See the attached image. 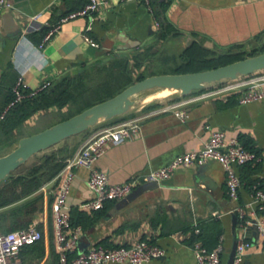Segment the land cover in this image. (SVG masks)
<instances>
[{
  "label": "crops",
  "instance_id": "obj_1",
  "mask_svg": "<svg viewBox=\"0 0 264 264\" xmlns=\"http://www.w3.org/2000/svg\"><path fill=\"white\" fill-rule=\"evenodd\" d=\"M8 1L12 7L0 11V108L20 74L26 87L34 89L43 79L54 82L102 56L114 54L125 57L128 68L139 75L149 65L146 53L152 54L158 44L153 29L155 21L160 25L166 20L184 48L193 41H203L199 43L213 51L237 53L240 52L237 46L256 39L261 42L252 49L264 45V0H151V10L138 0H101L91 21L78 17L61 22L39 50L36 44L42 34L25 33L30 18L36 16L40 28L48 30L67 14L79 10L86 0ZM161 4L165 5L163 11ZM88 24L87 34L99 48L84 39ZM7 36L17 42L4 44ZM201 91L186 96L178 94L166 102H147L120 115L122 121L142 116L139 130L130 139L108 145L93 168L106 172L111 183L127 182L168 164L178 154L200 150L209 135L204 128L208 124L223 130L227 139L237 138L246 149L263 155L261 164L235 168L241 179L238 199L234 201L227 196L222 166L208 161L203 165L179 166L169 178L134 199L126 203L107 200L101 210L92 211L83 207L92 198L86 185L90 169L76 167L67 208L72 227H81L82 236L69 258L93 245L129 246L144 239L162 247L165 255L143 264H195L193 242L199 241L211 249L221 240L224 264L234 240L244 236L250 246L242 264H264L258 233L251 229L246 235L238 222L232 227L235 208L250 200L253 187L250 182L260 181L264 187V99L241 104L235 93L200 97ZM185 100L183 107L188 111L185 121L171 111H157L168 102ZM54 118L55 123L49 122L50 125L35 132L60 122L56 106L33 113L19 127L0 128V156L16 146L14 139L34 134L28 132L40 122ZM114 119L100 122L97 129L119 122ZM81 133L34 154L15 170L14 176H24L39 165L40 153L46 157L42 162L44 168L24 179L37 185L30 186L21 199L0 208V215H4L0 218L1 230L36 223L43 233L40 242L20 250L22 264H59L53 239L52 204L65 162L87 139ZM258 215L264 219V213ZM195 225L199 228L198 235L193 234Z\"/></svg>",
  "mask_w": 264,
  "mask_h": 264
},
{
  "label": "built area",
  "instance_id": "obj_2",
  "mask_svg": "<svg viewBox=\"0 0 264 264\" xmlns=\"http://www.w3.org/2000/svg\"><path fill=\"white\" fill-rule=\"evenodd\" d=\"M138 1L151 10V0ZM100 3L101 0H87L82 8L67 14L56 24L51 25L41 41L36 44L37 49H41L49 41L61 22L78 17H87L91 21L92 15L99 9ZM11 7L12 4L8 0H0V11ZM159 27V22L155 21L153 29L158 31ZM39 28L37 17L33 16L30 18L25 33L29 34ZM89 29L90 25L88 24L84 33L85 41L94 48H99V44L87 34ZM50 85L51 81L49 79H43L36 88L28 89L22 75H18L11 88L13 98L0 111V122L5 118L8 110L24 97L32 96L47 89ZM25 90H29V92L25 93ZM201 90L200 97H218L235 93L238 96V102L241 104L262 100L264 99V69L239 76L234 80L213 84ZM185 103L186 100L171 101L157 111H171L176 118L185 121L188 117V111L183 107ZM140 118L142 116L119 121L99 129L88 137L75 154L65 162L61 172V181L52 204L53 239L59 255V264H143L152 259L162 258L165 255L162 247L142 239L129 246L106 247L93 245L86 251L79 252L74 257L69 258L68 255L76 250L82 236L81 227H72L67 208V197L70 184L75 177L74 169L76 167L83 166L90 169L86 185L92 198L83 207L95 211L100 210L107 200L120 202L140 185L151 182L158 183L169 178L179 166L203 165L208 161H216L222 166L225 172L227 196L229 199L236 201L241 179L235 168L246 164H261L263 161L261 153L246 149L237 138L227 139L223 130L213 129L206 124L204 128L209 131V135L200 150L178 154L168 164L151 170L145 175L132 178L127 182L111 183L107 173L93 168V163L103 154L108 145L133 137L139 130ZM234 213L237 216L238 225L244 231L254 229L258 233L264 250V219L258 215L264 213V188L259 187L258 183L253 185L250 200L244 205L237 206ZM193 234H199L197 225L193 228ZM42 237L43 233L36 223H30L28 226L16 230L0 231V264H22L19 256L20 250L40 241ZM249 246L250 242L244 236L237 240L232 264H242L246 249ZM223 249L221 240L211 249L205 247L199 241L193 242L192 251L195 264H222L221 254Z\"/></svg>",
  "mask_w": 264,
  "mask_h": 264
},
{
  "label": "water",
  "instance_id": "obj_3",
  "mask_svg": "<svg viewBox=\"0 0 264 264\" xmlns=\"http://www.w3.org/2000/svg\"><path fill=\"white\" fill-rule=\"evenodd\" d=\"M8 39L7 36L3 40L4 44H15L17 42V39L12 41ZM262 69H264V52L207 70L147 76L125 87L106 100L98 102L44 130L20 138L11 151L0 156V183L34 154L46 150L72 135L87 130L102 119L109 120L124 114L136 106V102L132 100V97L142 91L155 88L168 89L178 91L180 95L186 96L193 91L201 90L223 81L234 80L239 76L252 74ZM156 185V182L140 185L118 203H126ZM237 222L238 219L234 213L232 215L233 228ZM249 232L250 230H246L245 234L248 235ZM236 242L234 240L224 264H232Z\"/></svg>",
  "mask_w": 264,
  "mask_h": 264
},
{
  "label": "rangeland",
  "instance_id": "obj_4",
  "mask_svg": "<svg viewBox=\"0 0 264 264\" xmlns=\"http://www.w3.org/2000/svg\"><path fill=\"white\" fill-rule=\"evenodd\" d=\"M260 40L261 39H256L254 41L247 42L243 45L237 46L236 49L240 52H244V58L257 55L263 52L262 46L257 49H252V47L259 44L261 42ZM157 41L158 44L156 50L152 54H148L149 65L147 66V69L140 73L143 76H147L149 74L154 75L155 73L162 74V72L171 73L172 69L180 64L178 56L184 50V45H181L179 36L170 34L164 39H157ZM199 42L202 43L203 41ZM214 51L217 52L216 50ZM127 75H131L133 83L136 82L139 76L138 74H135L132 69L125 68L123 62L116 64L115 59L106 55L102 56V58L94 63L81 67L75 73L64 76V80L58 79L56 84L60 81L61 82L57 85V91H62V98H60L65 102L62 110L64 112H69V110L78 111L96 104L98 101L120 90V87L123 85L120 84L123 82L124 76ZM178 94L179 93H177V91H166L159 88L145 90L132 97V100L136 102V106L132 108H136L142 104H148L147 102H166L167 99L178 96ZM120 118L122 117H115L114 121H120ZM58 119H60V117ZM56 121L57 118H54V120L50 119V121L47 120L46 122L42 121L40 124L34 126L28 133H36L35 131L44 127V125L47 126L50 125V123H55ZM104 121L105 120L102 119L99 121L98 125H93L87 129L88 131H83V139L88 138L91 134L97 131V128H99L97 126L101 124L100 122ZM8 149H6V151ZM42 154L43 153H40V155H38L39 157H37L39 158L37 160L39 164L44 162L40 157L43 156ZM13 172L11 174H16V171ZM7 180L0 183V189L6 188L5 184L7 183Z\"/></svg>",
  "mask_w": 264,
  "mask_h": 264
},
{
  "label": "trees",
  "instance_id": "obj_5",
  "mask_svg": "<svg viewBox=\"0 0 264 264\" xmlns=\"http://www.w3.org/2000/svg\"><path fill=\"white\" fill-rule=\"evenodd\" d=\"M86 1L84 2V4L86 3ZM156 2H157V0H156ZM83 5L81 7H83ZM164 8H165V5L161 4V11H163ZM46 31H47V29L44 30V29L40 28L36 31L29 33L28 35L31 36L34 33L40 32L43 36ZM156 33H157V39H164L170 34L177 35L175 30H173L171 28V25L166 20H163L160 22L159 30L156 31ZM41 38L42 37H40V39ZM40 39H37L38 42L40 41ZM262 48H263L262 51L264 52V45ZM243 55H244V52H237L236 53V52H231L229 50L225 51V52H218V51L215 52L211 49H208V48L202 46L199 42L193 41L191 43V45H189L188 47H185L184 50L179 54L178 59H180V64H178L177 67L172 69L171 73H187V72H196V71L211 69V68H215V67H218L221 65L231 63V62L236 61V60L243 59L244 58ZM110 57L115 59L116 64H120L121 62H123L125 65V68H128V61L125 57L114 55V54L110 55ZM145 58H148V53H146ZM135 59L139 63L138 58L135 57ZM163 73H168V72H162V74ZM155 74H161V73H155ZM150 75H152V74H149L147 76H150ZM147 76H143L140 74L136 81L141 80ZM63 78L64 77H62L60 79L64 80ZM56 81L51 82V85L47 89L39 91L32 96H26L20 102L16 103L14 106H12L8 110L5 118L0 122V128H2V129L5 128V129L9 130L13 127H19V126H21L22 122L25 119H27L29 116H31L33 113L40 111V110L47 109V108L52 107V106H56L58 108L59 117H60L59 121L65 120V119L83 111L84 109L88 108V107H85V108L78 110V111H72V110H69V112L68 111L67 112L62 111V108H63L65 102L63 99L61 100L62 91L61 92L57 91V89H58L57 85L61 81L57 84H56ZM131 84H133V79H132L131 75L124 76L123 82L120 84V85H122L120 87V90L116 91V93L110 94V96L105 97L104 99H102L98 102H101L103 100H106V99L114 96L115 94H117L118 92H120L125 87H127ZM28 92H29V90H25V93H28ZM12 98H13L12 91L10 90L9 96L6 99V101L4 102V104L2 105V107L0 108V111L3 109V107L10 100H12ZM18 139L19 138H17L16 140L14 139L16 143H17ZM40 157L44 162L46 161V157L44 155L40 156ZM246 165H258V164H246ZM246 165H243V166H246ZM44 166H45V164H43V163L39 164L38 166L33 167L30 170V172H28L24 176H22V175L14 176V174L8 175L7 177H9V178L6 177L4 179L5 181L8 179L7 183L5 184L6 188L0 189V208L6 206V205H8V204H10L16 200L21 199L24 195H26V193H28V191L30 190V186L37 185V182L28 183L27 181H24V179L30 175L36 174L37 172H39V170H42V168H44ZM256 183H258L259 187L264 188L261 185V182L257 181V180L251 181L249 185H250V187H252ZM2 217H4V215L3 216L0 215L1 219H2ZM29 224H26L23 226L21 225L22 226L21 228H24V227L28 226ZM18 229H20V228H18ZM0 231L1 232H7V231H3L1 229H0ZM40 241H38V242H40ZM38 242H36V243H38ZM36 243H34V244H36ZM34 244H32V245H34ZM32 245H28V246H32ZM25 247H27V246H25Z\"/></svg>",
  "mask_w": 264,
  "mask_h": 264
},
{
  "label": "bare ground",
  "instance_id": "obj_6",
  "mask_svg": "<svg viewBox=\"0 0 264 264\" xmlns=\"http://www.w3.org/2000/svg\"><path fill=\"white\" fill-rule=\"evenodd\" d=\"M161 90H166V91H167L168 89H161ZM173 91H174V90H173Z\"/></svg>",
  "mask_w": 264,
  "mask_h": 264
}]
</instances>
